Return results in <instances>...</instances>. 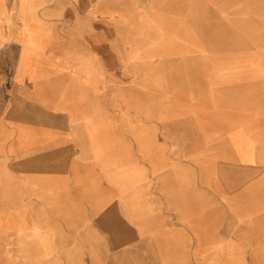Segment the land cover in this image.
I'll return each mask as SVG.
<instances>
[{"label":"crops","instance_id":"0c3cea01","mask_svg":"<svg viewBox=\"0 0 264 264\" xmlns=\"http://www.w3.org/2000/svg\"><path fill=\"white\" fill-rule=\"evenodd\" d=\"M235 10L204 44V14ZM198 61L260 78L225 128L119 116L109 79ZM0 264H264V0H0Z\"/></svg>","mask_w":264,"mask_h":264},{"label":"rangeland","instance_id":"374dc122","mask_svg":"<svg viewBox=\"0 0 264 264\" xmlns=\"http://www.w3.org/2000/svg\"><path fill=\"white\" fill-rule=\"evenodd\" d=\"M137 2L138 0H125L120 4L116 3V0H109V7L125 13L130 6L132 7ZM128 16L134 21L138 19L137 16ZM243 16L244 14L237 10L221 15L204 14L203 23L198 29L203 43L226 45L233 27H237L236 23L249 20V16L247 18ZM129 38L130 36H128ZM127 57L131 59L130 55ZM198 62L203 65L201 63H183L178 70L174 68L161 70L158 75L140 73L109 79V90L113 91L114 87H118L120 92L119 116L125 118L147 117L145 112L148 109L157 111L158 107L165 105V111L168 112H160L159 117L172 118L175 116L173 112H177L180 117H198L205 124L211 123L225 128L229 102H238L242 96V88L246 85L251 91L252 88L259 85L260 78L245 79L234 76V72L232 69L230 71L228 67V62ZM155 63H158V60L150 62V64ZM121 67L120 63L115 62L108 54V69L120 71ZM113 96V93L111 94L109 91V98L111 99ZM110 99L109 101H111ZM169 112L172 114L168 115ZM225 136L221 135V138ZM219 170L221 178L226 183L227 161L222 157ZM228 195L227 189L220 194L221 230L228 229L226 218Z\"/></svg>","mask_w":264,"mask_h":264}]
</instances>
